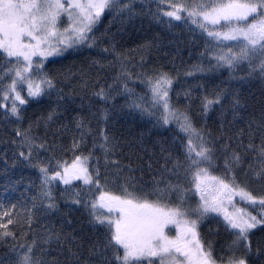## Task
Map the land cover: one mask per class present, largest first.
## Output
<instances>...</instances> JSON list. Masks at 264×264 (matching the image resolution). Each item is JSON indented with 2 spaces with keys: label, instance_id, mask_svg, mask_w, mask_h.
I'll return each instance as SVG.
<instances>
[{
  "label": "snow or ice",
  "instance_id": "obj_1",
  "mask_svg": "<svg viewBox=\"0 0 264 264\" xmlns=\"http://www.w3.org/2000/svg\"><path fill=\"white\" fill-rule=\"evenodd\" d=\"M109 17L186 30L208 61L188 76L264 85V0H0V124L39 181L16 202L5 186L0 264H264V88L258 108L221 86L174 99L160 37L122 51ZM66 53L84 61L48 68Z\"/></svg>",
  "mask_w": 264,
  "mask_h": 264
},
{
  "label": "trees",
  "instance_id": "obj_2",
  "mask_svg": "<svg viewBox=\"0 0 264 264\" xmlns=\"http://www.w3.org/2000/svg\"><path fill=\"white\" fill-rule=\"evenodd\" d=\"M154 7V5H153ZM111 17L106 19L100 26L101 32L111 27V33L115 34L118 46L122 51H131L137 49L146 39H151L153 36L160 37L161 48L159 50L153 49L151 54V60L155 63H161L164 65V69L169 71L175 77L174 93L173 98H176V93H181L180 99L183 100V91L192 89L194 97L198 95L195 91L196 85H205L209 88L214 86H221L229 91L239 93L243 98L251 100L253 96L256 97L254 101L256 107H259V101L261 99L260 91L264 88V85L259 82L253 81L249 83L245 81L243 84L239 82L238 77L243 76L244 73L241 71L236 72L237 78L229 76L225 70H218L213 73L197 72L194 76H188L186 73L193 68L194 65L203 64L207 68L208 61L206 58H201L199 53L203 51L202 43L198 42L196 45L189 43L190 37L186 30L182 28H173L171 31L162 29L161 27L152 24L150 25L147 20L143 22L137 21L135 27L121 26L119 22L112 23L109 25ZM119 30V31H118ZM99 34V33H98ZM136 60H139V55L133 52ZM65 58L56 59L54 64L48 65L49 69L66 70L69 67H79L84 61V56L77 55L76 53H66ZM222 73V74H221ZM76 82L73 81V85ZM70 87L65 88V92H69ZM120 103H123L121 100ZM76 104H80L79 97L76 98ZM84 109L81 110L80 114L85 116L88 120H92L91 112L88 110V101L84 100ZM75 106V105H74ZM47 105H32L28 108L26 118L34 119L40 115ZM92 111H95L93 109ZM123 125V127H121ZM27 126V123L24 125ZM11 125L5 127L0 124V200L4 199L5 186L11 188L15 185V192H12L9 199L12 202L21 198V193L26 196H30L32 193L26 191L30 182L38 183L37 174L33 169L24 168L21 166L13 167L12 157V146L8 143L11 138L10 129ZM99 128H104L105 125L101 122L97 125L96 121L92 122V129L95 131ZM109 135L112 134L113 129L126 130L129 125L124 121L114 119L108 124ZM92 136L88 137V146L91 147ZM66 143H70V138H65ZM6 154V155H5ZM100 153L97 152V155ZM119 158V157H117ZM7 159V164L4 160ZM102 162V161H101ZM8 201L5 200V203ZM59 227V225H57ZM209 227L215 228V224H205L202 228V232L208 233ZM66 231L69 229L66 228ZM215 238V237H214ZM218 239V238H217ZM2 254V250H0Z\"/></svg>",
  "mask_w": 264,
  "mask_h": 264
},
{
  "label": "rangeland",
  "instance_id": "obj_3",
  "mask_svg": "<svg viewBox=\"0 0 264 264\" xmlns=\"http://www.w3.org/2000/svg\"><path fill=\"white\" fill-rule=\"evenodd\" d=\"M58 58H61V57H55V58H50V59H54V60H56V59H58Z\"/></svg>",
  "mask_w": 264,
  "mask_h": 264
}]
</instances>
